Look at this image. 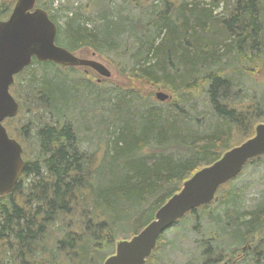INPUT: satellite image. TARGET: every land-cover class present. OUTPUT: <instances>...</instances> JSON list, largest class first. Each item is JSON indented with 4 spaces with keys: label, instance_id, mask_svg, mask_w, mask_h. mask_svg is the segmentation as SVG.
<instances>
[{
    "label": "trees",
    "instance_id": "1",
    "mask_svg": "<svg viewBox=\"0 0 264 264\" xmlns=\"http://www.w3.org/2000/svg\"><path fill=\"white\" fill-rule=\"evenodd\" d=\"M15 2L0 6V20ZM36 6L57 26V46L127 59V70L114 67L133 85L102 82L97 90L78 69L35 60L14 77L9 92L19 113L3 125L25 166L13 192L0 197V264H103L184 182L264 124V93L254 96L240 79L253 78L244 64L264 56V0ZM52 11L62 12L61 25ZM156 90L170 99L156 102ZM30 131L36 147L27 160ZM263 161L251 160L245 172ZM243 173L179 221L193 222L197 236L186 264H221L248 245L237 264H264V187L245 206L249 186L235 185ZM166 233L146 264H164Z\"/></svg>",
    "mask_w": 264,
    "mask_h": 264
},
{
    "label": "water",
    "instance_id": "2",
    "mask_svg": "<svg viewBox=\"0 0 264 264\" xmlns=\"http://www.w3.org/2000/svg\"><path fill=\"white\" fill-rule=\"evenodd\" d=\"M35 4L36 0H16L9 18L0 21V197L13 192L24 171L22 147L9 138L3 127V122L15 118L19 111L9 92L14 77L33 60L63 68L91 69L104 79L111 76L102 65L79 59L56 46L57 27L44 10L35 8ZM154 98L164 103L169 96L158 91ZM262 156L264 125H258L252 138L184 182L180 191L155 213L153 221L131 239L119 241L114 254L103 264H146L167 229L190 212L209 205L217 191L235 179L249 161Z\"/></svg>",
    "mask_w": 264,
    "mask_h": 264
},
{
    "label": "rangeland",
    "instance_id": "3",
    "mask_svg": "<svg viewBox=\"0 0 264 264\" xmlns=\"http://www.w3.org/2000/svg\"><path fill=\"white\" fill-rule=\"evenodd\" d=\"M13 0H0V6L2 4H9ZM87 0H41V3H47V2H52L53 9H64L68 6H73V7H79V6H84L86 4ZM187 2L191 1H197V2H202L206 5L211 3L213 0H186ZM222 10V6L216 10V13H220ZM59 12V11H58ZM62 12L56 13V11H52L51 14L56 15V22L61 25L63 23V20L65 18H59L62 15L60 14ZM77 58L83 59V60H91L94 61L100 65H102L105 69H107L110 72V78L109 79H103L93 73L90 70L87 69H78L80 74H84L86 79L93 84L97 85L96 89L101 90L105 87L101 85V83H105L108 85L112 84L115 86H119L121 88H127L129 85V82L125 79L120 77L117 74L116 68L114 67L116 64H122V66L127 70L129 66L128 60L120 61L115 58V55L110 54L107 56H98L92 53L91 51H81L79 53L74 54ZM257 62H253L250 64H244L245 65V70L246 69H253L252 75L253 78L248 79V77H243L240 76V79L242 80L245 88L249 91L251 94H254V96H263L264 93V56H261L260 59L256 60ZM244 70V69H243ZM77 73L78 75H80ZM101 85V86H100ZM135 86V85H134ZM136 87V86H135ZM160 90L154 91V94ZM85 105V104H82ZM88 110V109H87ZM85 110V111H87ZM26 119L28 116H24ZM33 135L34 131L28 132V135H26V140L30 141L32 143V146L28 149L26 148V152L28 151V158L27 160L33 159V152L35 150V144L33 141ZM27 141V142H28ZM83 148L86 150V143H83ZM28 146V144H27ZM247 167V166H246ZM244 172L243 175H241L240 178H238L235 181V185L237 187H248L246 191V196H245V206H249L251 203L254 202V199L258 197L260 191H262L264 187V161L261 163H258L256 166H249L247 171L245 172V169L242 171ZM27 182V181H26ZM177 225L173 230H170L167 232L164 236L165 240V247L162 251V253L165 252L164 254V264H186L187 261L195 256L196 249L195 246L193 245V241L195 240V237H197L195 234H192L191 228L193 226V222H188V223H181ZM210 231V230H209ZM166 243L169 244L168 250H166ZM247 247H251L248 245ZM166 250V251H165ZM245 250V248H244Z\"/></svg>",
    "mask_w": 264,
    "mask_h": 264
},
{
    "label": "flooded vegetation",
    "instance_id": "4",
    "mask_svg": "<svg viewBox=\"0 0 264 264\" xmlns=\"http://www.w3.org/2000/svg\"><path fill=\"white\" fill-rule=\"evenodd\" d=\"M247 248L249 251L251 250V247H246L245 249H247ZM244 253H245V251H244V249H242V252L235 255L232 260L230 257H228V258L224 259V261L221 262V264H228V263L237 264V262L242 258V256H244Z\"/></svg>",
    "mask_w": 264,
    "mask_h": 264
},
{
    "label": "bare ground",
    "instance_id": "5",
    "mask_svg": "<svg viewBox=\"0 0 264 264\" xmlns=\"http://www.w3.org/2000/svg\"><path fill=\"white\" fill-rule=\"evenodd\" d=\"M260 125H264V124H260ZM31 177H32V175H31Z\"/></svg>",
    "mask_w": 264,
    "mask_h": 264
}]
</instances>
